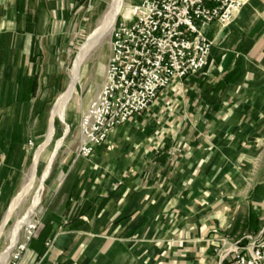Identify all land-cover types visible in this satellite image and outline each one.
<instances>
[{
    "label": "crops",
    "instance_id": "crops-1",
    "mask_svg": "<svg viewBox=\"0 0 264 264\" xmlns=\"http://www.w3.org/2000/svg\"><path fill=\"white\" fill-rule=\"evenodd\" d=\"M77 1L0 0V219L37 134L30 120L60 49L53 25ZM206 35L202 73L53 176L17 264H226L228 250L258 234L264 0H247L230 26L213 23Z\"/></svg>",
    "mask_w": 264,
    "mask_h": 264
},
{
    "label": "built area",
    "instance_id": "built-area-1",
    "mask_svg": "<svg viewBox=\"0 0 264 264\" xmlns=\"http://www.w3.org/2000/svg\"><path fill=\"white\" fill-rule=\"evenodd\" d=\"M246 3L143 0L131 6L129 17L112 32L103 87L81 119L79 155L91 157L114 129L146 114L165 90L202 73L213 45L206 35L208 27L230 26ZM30 230L29 241L37 227ZM25 249L21 246L7 264H17ZM223 262L264 264V225L228 250Z\"/></svg>",
    "mask_w": 264,
    "mask_h": 264
},
{
    "label": "rangeland",
    "instance_id": "rangeland-1",
    "mask_svg": "<svg viewBox=\"0 0 264 264\" xmlns=\"http://www.w3.org/2000/svg\"><path fill=\"white\" fill-rule=\"evenodd\" d=\"M136 1L140 0H124V10L118 15L116 24L124 18H128L126 13H129L130 7L133 6ZM112 3L113 0H78L70 9L71 17L53 25L54 31L56 32L57 30L56 33L58 34V38L57 36H54L52 38V43L54 44L57 41L60 49L56 52H50L51 68L49 75L46 78L44 97H42L41 93H38V102L41 103V99L43 98L44 107L43 109H39L37 111L35 110L32 119L30 120L34 131L37 134L34 139L31 140L32 145L29 143L30 149L28 150L26 161L20 165L18 180L16 179L15 181L16 185L9 197L7 209L3 217L0 219L1 227L13 200L20 192L22 185L26 181L27 175L32 169L37 152L47 142L52 110L58 102L59 97L67 92L71 84L72 71L75 67L78 55L84 45L88 42L90 36L102 26L103 21L112 8ZM102 40V45L100 43L95 49L90 50L88 55L89 58L87 57V61L82 67L83 69H86V71L83 81L77 86L76 94L71 101L74 110H69L67 113L66 124L70 127V132L68 134H66L65 125L60 119H57V134L44 154L45 160L42 167H45L48 164L55 152H57V157L53 163L50 175L44 181L42 200L37 208L36 214L32 218L30 225L21 231V244L19 248L21 246H26V244L30 242L28 238L29 232H31L30 229L35 226L38 229L37 215L39 214L44 200V195L53 176L56 175L64 163H66L71 157H75L79 154V146L82 142L80 123L82 117L88 110L87 106L92 98L91 85L95 82L100 67L104 68V71L106 70L109 59V56H105L103 46L108 47L110 55L111 36L107 34ZM104 71L101 77V84L104 83ZM61 140L62 148L57 151V143ZM66 155L69 157L65 160L64 158ZM29 205L30 201L18 211V214L13 217L10 224L7 226L0 246V262L2 261L3 254L11 246L12 233L17 221L25 215ZM261 216V213L258 212L257 218L259 220V224L260 218H262ZM18 249L13 252L12 257L17 253Z\"/></svg>",
    "mask_w": 264,
    "mask_h": 264
},
{
    "label": "bare ground",
    "instance_id": "bare-ground-1",
    "mask_svg": "<svg viewBox=\"0 0 264 264\" xmlns=\"http://www.w3.org/2000/svg\"><path fill=\"white\" fill-rule=\"evenodd\" d=\"M125 3L124 0H113L112 8L108 13L107 17L102 23V26L93 33L88 42L84 45L81 52L78 55L76 60L75 67L72 71V81L66 93L59 97L58 102L54 106L52 113H51V123H50V130L48 134L47 142L44 144L43 147L37 152L35 157L34 164L32 166L31 171L27 175L26 181L22 185V188L18 195L13 200L11 207L4 219L0 230V246L2 242V237L5 234L7 226L10 224L11 220L15 215L18 214V211L26 205L30 201V205L25 213V215L19 219L15 225L14 231L12 233V240H11V248L7 250V252L3 255L2 261L0 264H7L13 254L16 251L20 244H21V231L30 225L32 218L35 216L37 208L42 200V194L44 191V181L50 175L53 167V163L57 157V152H55L51 159L49 160L48 164L45 167H42L44 162V154L49 145H51L52 141L57 134L56 122L57 119H60L62 123L65 125L66 134L70 132V127L66 124L67 121V113L73 109L72 99L76 94L77 86L82 83L83 78L85 76L86 69H83V65L87 61V57L90 53V50L95 49L100 43L102 45V39L105 35L111 36L118 15L123 12V7ZM129 13H126V16L129 17ZM104 47L105 56H109V49L108 47ZM94 51V50H93ZM89 58V57H88ZM104 68L100 67L95 82L91 85V95L92 98L89 101L87 109L90 105L95 101L97 96L99 95L103 84H101V77L103 74ZM105 73V71H104ZM62 148V140L57 143V151ZM35 228V227H33ZM31 228V229H33Z\"/></svg>",
    "mask_w": 264,
    "mask_h": 264
}]
</instances>
